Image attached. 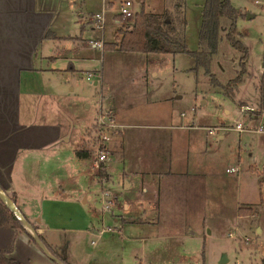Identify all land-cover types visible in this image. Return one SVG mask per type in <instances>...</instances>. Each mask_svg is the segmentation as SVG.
Instances as JSON below:
<instances>
[{
    "label": "rangeland",
    "instance_id": "rangeland-1",
    "mask_svg": "<svg viewBox=\"0 0 264 264\" xmlns=\"http://www.w3.org/2000/svg\"><path fill=\"white\" fill-rule=\"evenodd\" d=\"M124 1L57 0L58 6L62 7L61 16L66 17L67 21L70 19L79 31L81 23L86 19L89 18L91 24L94 22L92 16L101 12L103 6L116 11ZM131 1L134 2L132 7L135 10L141 9L140 2ZM205 1L185 0L188 21L186 36L191 50L199 47ZM231 1L244 14L237 20V29L249 48L247 75L236 90L235 97L215 90L210 75L201 69L196 71L194 59L188 54L150 53L135 56L122 51L106 50L102 55L97 50L106 81L99 80L97 85L86 79L81 81L86 101L91 104V108H84L83 102H80V106L70 114L74 134L72 143L76 140L83 142L86 128L95 121L94 115L100 99L109 91L112 103H125L126 108L122 107L123 115L129 111L145 114L152 108L155 110L158 104L148 103L147 98H153L154 94L161 95L168 99L167 109L176 116H182L187 121L193 120L199 126H214L217 131L213 136L217 141L210 140L204 149L200 145L192 148V174L167 176L162 180V195L172 209L167 210L166 206L160 223L156 224L130 221L137 217L130 218L128 213L123 214L128 209L124 207L126 201L121 200V191L124 181L130 179L131 174L124 175L127 171L126 163L121 160L118 152L114 156L110 155L103 165L104 170L107 169L106 165L111 170L110 180H99L94 186L95 192L89 189V203L84 204L91 230L66 233L63 237L59 233L50 234V241L60 244L62 249H59V253L65 252L70 262L264 264V0ZM146 2L150 4L151 10L159 13L167 6L166 0ZM81 3H86L82 9ZM81 10L85 19L79 15ZM107 13L105 28L93 33L90 29L92 35L88 38L114 40L116 29L125 23L123 20L116 21L119 16ZM249 15L254 17L249 18ZM220 48L222 53H231L232 61H223L220 66L215 59L212 72L220 81L226 82L237 74L238 67L233 62H236V53L226 40H222ZM141 64L152 67L147 74L148 89L130 80L136 67ZM153 72H157V75ZM127 103H131L130 109ZM243 107H248V110H242ZM104 108L107 109L106 106ZM239 123L244 127L241 133L235 129ZM259 128L263 131H259ZM120 129L121 134L111 135V148L119 146V141L123 139L132 135L135 137L133 131L136 128ZM221 135L223 139H220ZM197 165L200 173H196ZM231 165L239 167L235 171H227ZM106 191L116 197L115 206L110 209L103 207ZM247 207L252 208L253 213L240 215L239 209ZM84 213L73 207L65 216H57L55 221L59 225L77 227L84 220ZM70 215L74 222L66 224L65 220ZM116 218L119 220L116 221ZM109 226L116 228V233L112 234ZM224 256L228 257V261L220 263Z\"/></svg>",
    "mask_w": 264,
    "mask_h": 264
},
{
    "label": "crops",
    "instance_id": "crops-1",
    "mask_svg": "<svg viewBox=\"0 0 264 264\" xmlns=\"http://www.w3.org/2000/svg\"><path fill=\"white\" fill-rule=\"evenodd\" d=\"M136 1L144 4L147 12L159 13L151 10L146 0ZM84 4H80L81 9ZM104 8L116 15L117 9ZM60 10L57 0H0V187L14 197L24 218L37 226L34 231L26 228L27 232L0 226V251L21 264H60L51 255L55 256L53 250L59 253L62 247L50 241V234L63 237L91 230L84 204L89 203V189L95 192V184L103 180L100 172L90 169L88 153L83 150L86 132L83 142L72 143L70 114L80 102L84 108H91L81 84L88 80L89 73L95 77L93 82V78L88 80L93 85L106 81L97 50L105 54L104 43L110 40L88 38L92 35L90 29L92 33L98 30L96 23L91 24L88 18L79 31L70 19L61 16ZM79 15L85 19L82 10ZM115 51L118 50L112 52ZM148 65L137 66L130 77L132 83L144 89H148L147 74L152 68ZM109 95L110 91L100 99L94 120L100 110L110 111L120 128H136L135 137L119 141L115 148L108 144L110 155L118 152L126 163L124 175L131 174L121 191V200L126 201L124 207L128 209L123 214L136 216L130 221L137 223H160L165 207L172 209L162 195V180L192 174V148L200 145L204 149L210 140L216 142V133L206 131L211 126L196 125L170 112L168 99L161 95L147 98L148 103L158 104L155 110L145 114L129 111L126 115L122 109L125 103H112ZM130 104L127 103L129 109ZM121 133L120 129L115 134ZM106 166L109 181L111 170ZM231 167L239 166L231 165L227 171ZM195 168L200 173L199 166ZM73 207L85 212L81 225H59L55 218L65 216ZM73 222L72 215L65 220L66 224ZM109 227L112 234L116 233V228ZM36 235L47 250L37 242Z\"/></svg>",
    "mask_w": 264,
    "mask_h": 264
},
{
    "label": "trees",
    "instance_id": "trees-1",
    "mask_svg": "<svg viewBox=\"0 0 264 264\" xmlns=\"http://www.w3.org/2000/svg\"><path fill=\"white\" fill-rule=\"evenodd\" d=\"M166 8L162 13H152L145 10L143 4L136 12L133 21L118 27L114 40L104 43V49L109 51L177 54L185 53L193 57L194 69L204 70L210 75L212 87L225 95L235 97V92L247 75L249 48L237 29V20L244 15L231 0H206L202 10V22L199 31V47L191 50L188 47L186 27L187 17L185 0H166ZM222 40L235 50L234 56L238 71L233 79L220 81L212 72V63L216 59L220 66L223 61H232L231 53L220 52ZM262 109L264 108V90H262ZM102 179H109L107 170L100 171ZM14 201V197L10 196ZM240 215L252 214V208L239 209ZM0 226H10L27 232L21 220L0 198ZM33 228L37 226L32 224ZM41 237V236H40ZM42 238V237H41ZM43 239V238H42ZM64 264H71L65 252L53 250ZM0 264H21L20 261L8 257L0 251Z\"/></svg>",
    "mask_w": 264,
    "mask_h": 264
},
{
    "label": "built area",
    "instance_id": "built-area-1",
    "mask_svg": "<svg viewBox=\"0 0 264 264\" xmlns=\"http://www.w3.org/2000/svg\"><path fill=\"white\" fill-rule=\"evenodd\" d=\"M256 2H260L257 0ZM134 2L131 0H126L120 3L116 15L119 16L117 22L129 23L131 20L133 21L136 15L137 10H135L133 6ZM107 9H103L101 12H97L92 16V20L96 23V27L98 29L103 30L105 28V14ZM101 42H96V44H100ZM93 75L89 73L87 75L88 80H92ZM248 110V107H243L242 110ZM237 129L240 131L244 130V127L241 123L237 124ZM120 130V125L115 121L112 113L110 111L100 110L98 113L95 124L90 127L86 132V144L84 145V151L88 153V158L90 159V169L93 171H97L98 173L102 169L104 163L107 162L110 152L108 148V144L112 134L117 133ZM216 128L210 127L209 132L214 134ZM259 131H263L262 128L258 129ZM235 167H231L228 171H235ZM100 176V175H99ZM100 178V177H99ZM105 202L103 203V207L105 209H110L115 206V196L109 192H105ZM110 197V198H109ZM16 215V214H15ZM20 220L21 217L16 215ZM103 232V231H102Z\"/></svg>",
    "mask_w": 264,
    "mask_h": 264
},
{
    "label": "water",
    "instance_id": "water-1",
    "mask_svg": "<svg viewBox=\"0 0 264 264\" xmlns=\"http://www.w3.org/2000/svg\"><path fill=\"white\" fill-rule=\"evenodd\" d=\"M250 17H252V15H249V18ZM0 198H1V200L16 214V215H18V216H20L21 217V222H22V224H23V226L25 227V228H27V229H30V230H35L34 228H33V226H32V224L31 223H29L25 218H24V216H23V214L21 213V211L19 210V208L17 207V205H16V203L14 202V200L8 195V194H6L5 192H4V190L0 187ZM37 236V235H36ZM36 240H37V242L41 245V247L43 248V249H45V250H47L46 249V247H45V245H44V243L42 242V240L39 238V236H37L36 237ZM51 257L56 261V262H58V263H60V264H64L58 257H56V256H53V255H51ZM228 261V257H226V256H224L222 259H221V261H220V263H225V262H227Z\"/></svg>",
    "mask_w": 264,
    "mask_h": 264
}]
</instances>
